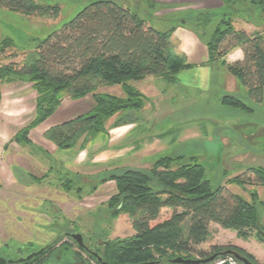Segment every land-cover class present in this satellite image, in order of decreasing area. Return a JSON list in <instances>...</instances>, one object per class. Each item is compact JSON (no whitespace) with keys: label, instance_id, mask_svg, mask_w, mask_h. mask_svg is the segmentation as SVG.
Here are the masks:
<instances>
[{"label":"trees","instance_id":"16d2710c","mask_svg":"<svg viewBox=\"0 0 264 264\" xmlns=\"http://www.w3.org/2000/svg\"><path fill=\"white\" fill-rule=\"evenodd\" d=\"M221 1L225 5L254 4L264 12V0ZM0 8L30 16L61 15L59 5H40L35 0H0ZM172 35L173 32L154 29L113 0L92 2L72 22L40 42L34 53L25 55L23 62L0 67V78L26 80L37 94L35 118L16 134L14 141L35 153L30 132L48 120L66 97L78 100L88 95L95 102L91 113L51 128L44 137L57 148L70 150L86 132L90 135L88 141L107 133L108 119L119 112L144 106L145 98L130 86L131 82L155 77L174 83L177 73L190 67ZM12 46V41L5 40L0 46V55ZM207 47L209 62L222 61L229 52L242 49L244 61L227 65V69L246 88L250 98L263 102L264 38L261 34L248 35L236 30L230 19L220 23ZM10 56L17 58L18 54ZM114 86L122 87L124 98L96 93L98 89ZM222 102L233 108L245 107L230 96ZM183 161L184 158H161L150 171L129 169L103 180L116 182L117 194L108 203L112 216L129 215L135 231L129 238L107 242L102 250H93L104 261L143 264L177 257H204L206 253L198 248L207 241L211 224L236 232L242 239L256 234L264 242L259 209L264 203L259 202L258 194L251 193L249 202L224 186L214 189L202 165ZM45 178L36 182L41 184ZM228 183L264 188V169L249 168ZM63 189L71 191L68 184ZM188 219L190 225L185 235L182 224ZM56 245L26 264L40 259ZM213 250H232L257 264L252 255L238 247L226 250L214 247Z\"/></svg>","mask_w":264,"mask_h":264},{"label":"crops","instance_id":"0c3cea01","mask_svg":"<svg viewBox=\"0 0 264 264\" xmlns=\"http://www.w3.org/2000/svg\"><path fill=\"white\" fill-rule=\"evenodd\" d=\"M113 1L137 14L154 29L173 32L172 40L190 65L177 73L176 81L169 85V89H161L159 85L149 89L154 100L150 98L146 108L158 111L157 129L150 124L153 121L147 118H143L141 123L113 125L107 133L98 134L85 148L72 150H61L46 140L44 135L51 127L94 110V101L86 97L68 105L63 104L54 114L60 113L59 119L52 123L51 119L46 120L32 131L30 138L61 163L68 173L88 165L112 163L146 171L161 158H191L204 167L206 174L221 175V186L248 201L238 191L239 186L228 184L229 177L225 175L232 172L238 176L249 168L264 167V100L258 103L250 98L246 88L222 63L232 65L243 62L242 49H234L222 61L209 62L207 44L220 24L213 20L216 15L231 18L234 28L248 35L259 31L254 24L257 21L252 22L250 18L241 16L240 13L246 11L240 7L244 4L241 2L225 5L221 0ZM206 17H212V20H206ZM257 19L262 20L260 15H257ZM261 35L264 37V33ZM35 96L36 100V92ZM226 96L239 99L249 110L223 105L222 99ZM10 100V106H16L12 101L14 99ZM6 104L1 100L2 112ZM17 116L20 120H17ZM6 117L0 118V249L10 243L44 246L58 235L49 226L52 215L40 207L46 201H51L69 214L67 210L71 198L61 188L36 182L37 178L51 175L46 159L33 155L26 147L23 152L14 144L2 152L4 144L22 128L17 127L25 124L22 114ZM150 126L146 130L145 127ZM39 130L38 137H34V132L38 133ZM257 192L262 200L264 188L258 187ZM188 229L189 225L187 232ZM213 232L225 234L228 231L211 224L209 235ZM234 246L252 255L259 264L264 261L262 245L257 244L256 247L239 239Z\"/></svg>","mask_w":264,"mask_h":264},{"label":"rangeland","instance_id":"374dc122","mask_svg":"<svg viewBox=\"0 0 264 264\" xmlns=\"http://www.w3.org/2000/svg\"><path fill=\"white\" fill-rule=\"evenodd\" d=\"M35 1L40 5H49V6L59 5L61 7V15L59 17L30 16L0 8V46L5 40L12 41L13 44L12 47L7 49L6 54L0 55V67H3L4 65L9 64L10 62H23V60L25 59V55L34 53L40 42L47 40L49 36L61 30L65 25L72 22L85 8H87V6H89L92 2H95V0H35ZM240 7L246 10L240 13L243 18H250V21L254 22L256 20L258 22V23L257 22L254 23L256 24L255 26L257 27L256 30H259L258 32H256V34L258 33L263 34L264 12L262 8L254 4L253 5L246 4L245 6L241 4ZM257 15H260L262 20L261 19L258 20ZM230 19L231 18L226 16H223L221 18L218 15L213 17V20H215L218 23H222L223 21H227ZM206 20H212V17L211 18L206 17ZM12 53H17L18 57L12 58L10 56ZM170 84L172 83L166 82L160 78H145L142 80L131 82L130 86H132L136 91H138V93H140L145 98L144 106L142 109L139 110L129 109L123 112H119L115 116L108 119L105 122V127L107 132L109 131L110 127L113 125L127 124L128 122L141 123L143 122L142 120L143 118L151 119V121L153 122L151 123L149 122V123L152 126H155L154 129H157L156 123L159 121L158 111L155 112L154 109L150 110L149 108H146L148 102L151 101L150 98L154 100L153 99L154 97H152V95L150 94L149 89H154L158 85L161 87V89H169ZM139 89H143V90H139ZM145 90L146 91L148 90L147 93ZM96 93L102 96H115L118 98L125 97L124 91L121 86L101 88L98 89ZM34 97H36L35 92L32 88V85L28 81L13 77L0 78V104H1V100H3L5 104L7 103L5 106L6 109L3 110L4 112H2V108H1L2 106H0L1 108L0 118L4 119L5 116L13 117L14 114L15 115L22 114V118H24L25 124L17 127L20 128L22 126V128L16 131L17 132L16 134H18L20 130L28 126L35 118L36 100ZM86 97L94 101L92 95H88ZM10 99H14L12 101L16 103L15 104L16 106L14 105L10 106V101H11ZM83 99L73 100L69 97H66L63 100L62 105L63 104L68 105L70 103H74L76 101ZM62 105L60 107H62ZM60 107L58 108V110L60 109ZM233 109L249 110L246 105L244 108H233ZM89 113L91 112L82 114L80 116ZM54 114L49 118L51 119L50 120L51 123L59 119L58 117L60 116V113L56 114L55 116ZM17 117H18L17 120H20V117L19 116ZM161 118L162 116H160V119ZM65 122L67 121L62 122L61 124ZM152 126L145 128L146 130H148V128H151ZM32 131L30 132L29 137H32L31 136ZM39 133L40 130L38 133L34 132V137L36 136L38 137ZM16 134L12 136L13 138L10 141L4 144V146L1 148L2 152L7 151L13 144L16 145L17 147H20L22 150L25 149L24 148L25 146L20 145L14 141V137L16 136ZM89 137L90 135L88 132L84 133L78 139L73 149H81L82 146L84 145L86 146L96 136L88 141ZM31 141L36 147V150L34 151L36 154L33 153V155L42 157V160L46 159L45 161H47L49 163L48 165L50 166L51 175L47 177L45 176L46 178L43 179L42 184L45 183L48 187L51 188L53 187L56 189H60V188L63 189V186L67 184L70 185L71 187V191H66L63 189L64 192L70 195L71 198V202L67 210L69 214L64 213L62 209H60L56 205H53L51 201H46L40 207L41 209H44L45 212H47L48 214L50 213L52 215L51 216L52 223L49 226L53 228V230L57 233V235L61 234V232L63 231H78L84 236L86 243L91 247L92 250L95 249L102 250V248L106 245L107 242H114L119 239L121 240L126 239L135 233L132 227V219L130 218L129 215L122 214L117 217H113L111 211L108 208V203L110 199L112 198V196L117 194L116 182L112 180L103 182L104 179H108L113 175H121L130 168L126 167L124 164L122 165L120 163H112L102 166L88 165L86 166V168L80 170H74L68 173V171L63 169L62 164L54 160L52 156L43 149V147L39 146L32 139ZM177 158H184L183 161L184 164H199L196 160L191 158H185V157H177ZM153 166L151 167V169L153 168ZM256 168L264 169V167H256ZM229 169L231 168L229 167ZM232 169L233 171H235L234 168ZM150 170H146L145 172ZM29 176L33 180L34 178L36 179V177H33L32 175ZM225 176L226 178L229 177L230 181L235 177H237V175L235 176V173L232 174V172L231 174H226ZM205 177L210 182L211 186L214 189L221 186L220 185L221 175L218 174L216 175L215 173L206 174L205 172ZM42 178L44 177H41L40 179ZM230 185H236V184H230ZM112 187H114V189L110 191ZM239 187L240 188H238L239 189L238 191L240 192L241 195H243L246 199H248L249 202L251 201V197H250L251 193L255 192L258 194L257 192L258 187H250V186H246V187L239 186ZM263 198L264 197L262 196V200H261L258 196L260 203H264ZM259 209L262 217L261 224L264 227V205ZM188 225H190V219L186 220L182 224L185 235L187 234ZM227 231L228 232L226 233L224 232L225 234H221V233L217 234L216 232H213L211 235H209L207 241L201 246H199L198 250L202 252H210L214 247H220L224 250H226L231 246L235 247L234 246L235 242H237V240L242 238H240L236 232H234L236 234L235 235L230 230ZM261 231H263L264 233V228L261 229ZM262 236H264V234ZM242 240L246 241V243H248L249 245H255L256 247L257 244L258 245L260 244L262 245L261 247H263L264 250V242H260L257 239L256 234H253L248 239H242ZM44 246L40 244L20 245L17 243H10V245L0 249V258H6L8 260L23 259L32 253L38 252ZM196 257L197 256H195V258ZM256 263L259 264L257 261ZM260 263L264 264V261H261ZM30 264H98V263L95 259L93 260L89 258L87 253L82 252L77 247V245L73 243L72 240L66 238L63 241H61L58 245H56L55 248H53V250H51L43 257Z\"/></svg>","mask_w":264,"mask_h":264},{"label":"water","instance_id":"95a60500","mask_svg":"<svg viewBox=\"0 0 264 264\" xmlns=\"http://www.w3.org/2000/svg\"><path fill=\"white\" fill-rule=\"evenodd\" d=\"M70 239L72 240L81 250L85 251L87 254L94 257L98 264H110L106 261H104V258L97 253L96 251H93L90 246L86 243L84 236L76 231V232H63L60 235H58L53 241L48 243L46 246L42 247L38 252L32 253L26 258L18 259V260H8L6 258H0V264H26L32 261L34 258L42 255L46 251L50 250L54 245L59 243L62 239ZM233 256L235 257L239 262L242 264H254L250 259L247 257H244L240 255L239 253L227 250L219 254H215L209 258L206 259H186L184 257H177L175 259H164L162 261L158 262H150V263H143V264H162V263H168V264H210L212 263L216 258L219 256Z\"/></svg>","mask_w":264,"mask_h":264},{"label":"built area","instance_id":"2783aa9c","mask_svg":"<svg viewBox=\"0 0 264 264\" xmlns=\"http://www.w3.org/2000/svg\"><path fill=\"white\" fill-rule=\"evenodd\" d=\"M210 264H242L233 256H219Z\"/></svg>","mask_w":264,"mask_h":264},{"label":"flooded vegetation","instance_id":"af4514ba","mask_svg":"<svg viewBox=\"0 0 264 264\" xmlns=\"http://www.w3.org/2000/svg\"><path fill=\"white\" fill-rule=\"evenodd\" d=\"M222 252H224V251H214L213 249H212V251H210V252H205L206 253V255H204V257H194V258H186V259H206V258H209V257H211V256H213V255H215V254H219V253H222Z\"/></svg>","mask_w":264,"mask_h":264}]
</instances>
